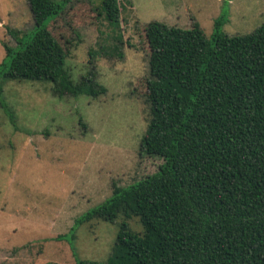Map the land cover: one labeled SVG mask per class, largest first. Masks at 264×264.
<instances>
[{
    "label": "trees",
    "instance_id": "trees-1",
    "mask_svg": "<svg viewBox=\"0 0 264 264\" xmlns=\"http://www.w3.org/2000/svg\"><path fill=\"white\" fill-rule=\"evenodd\" d=\"M70 1L26 0L33 26L8 29L15 44L0 42V78L45 80L58 97L105 92L92 71L71 79L67 51L48 29ZM98 15L115 33L110 53L121 57L118 0H99ZM225 21L223 9L209 37L195 21L146 23L149 114L139 153L161 163L126 186L112 182L110 196L75 221L124 217L110 255L90 264H264V22L230 36Z\"/></svg>",
    "mask_w": 264,
    "mask_h": 264
},
{
    "label": "rangeland",
    "instance_id": "rangeland-1",
    "mask_svg": "<svg viewBox=\"0 0 264 264\" xmlns=\"http://www.w3.org/2000/svg\"><path fill=\"white\" fill-rule=\"evenodd\" d=\"M118 3L121 57L110 53L117 41L98 15L99 0H71L48 24L67 51L71 79L92 71L105 92L58 97L45 80L0 78V264H90L110 255L122 213L113 223L96 217L74 223L110 196L112 182L126 186L161 163L139 153L149 114L146 23L189 28L195 21L209 37L223 9L221 29L230 36L264 22V0ZM32 26L26 0H0V42L13 46L8 29L24 33ZM126 221L142 232L135 216Z\"/></svg>",
    "mask_w": 264,
    "mask_h": 264
},
{
    "label": "crops",
    "instance_id": "crops-1",
    "mask_svg": "<svg viewBox=\"0 0 264 264\" xmlns=\"http://www.w3.org/2000/svg\"><path fill=\"white\" fill-rule=\"evenodd\" d=\"M0 47L2 48L1 44H0ZM3 50V49H2ZM0 52H1V49H0Z\"/></svg>",
    "mask_w": 264,
    "mask_h": 264
}]
</instances>
